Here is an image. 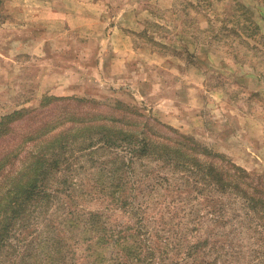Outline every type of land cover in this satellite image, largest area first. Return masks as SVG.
<instances>
[{
	"label": "rangeland",
	"instance_id": "obj_1",
	"mask_svg": "<svg viewBox=\"0 0 264 264\" xmlns=\"http://www.w3.org/2000/svg\"><path fill=\"white\" fill-rule=\"evenodd\" d=\"M98 122L116 133L147 122L153 137L188 136L212 151L218 170L232 162L264 184V0H0V221L10 222L0 264L52 256L60 264H201L186 247L162 255L159 236L173 241L167 231L184 224V200L201 197L186 205L195 225L221 193L199 183L158 196L153 157L126 170L128 204L111 200L99 183L116 152L93 138ZM37 170L41 188L27 193ZM8 202L20 207L12 221ZM234 209L213 227L223 240L251 224ZM93 211L146 241L128 237L127 252L111 244L88 253L91 237L77 219ZM241 237H229L236 252ZM257 237L249 246L264 253ZM225 251L221 264H264L254 252L237 261Z\"/></svg>",
	"mask_w": 264,
	"mask_h": 264
},
{
	"label": "trees",
	"instance_id": "obj_2",
	"mask_svg": "<svg viewBox=\"0 0 264 264\" xmlns=\"http://www.w3.org/2000/svg\"><path fill=\"white\" fill-rule=\"evenodd\" d=\"M123 106L126 107V109L131 108L130 106ZM135 114L137 113L135 112ZM105 118L106 121L111 119L109 117ZM91 119L92 118H87L86 122L91 121ZM98 123L101 124L95 127L96 135L93 136V138L100 136L97 139L99 143L103 144V147L116 152L115 162H110L109 164L111 166V168L108 167L110 170H108V168L103 169V172L109 175H104L99 183L101 192L110 197L111 200L119 201L124 206L128 204V199H126L125 195V186L130 179L128 171L126 170L132 168L137 162H142V165L145 164L143 163L145 159H150L149 161L152 162V160H154L152 159L153 157L158 167H156L158 174L156 173L155 182L158 196L162 193L159 188H166L170 191V195H174V193L193 188L194 185L196 186L202 183V185L206 187H212L211 189L220 192V195L226 198V200L223 198H220V201L215 200L214 206L211 205L208 207L206 205L207 210L205 212L198 211L195 225H192L193 211L191 209L187 210L186 205L188 202L189 207L191 202H195L194 198L196 201H200L201 197H193L189 201L184 200L186 210L184 215L181 216V220H179V222L184 221V224L177 223L176 226L171 227L172 229L167 231L173 236V241H168L167 237L159 236L161 244L165 249L162 255H169L173 251L186 247V257H191L196 254L201 258L199 261L201 264H221V254H227L225 250L230 248L232 250L231 254L234 256L233 258H236L237 261L251 258V253L254 252L255 257L253 259L255 260L257 258L258 262L264 263V253L261 252L259 248L257 249L253 246H249V242L255 240L256 235H258V237L255 245H258V243L264 245V184L259 182V178L256 181V178L249 174L245 168L232 162H230L232 167H229L227 170L223 169L224 172L218 170L211 161H208V159L213 156L212 151L188 136L180 135V137L177 138L176 136L172 137L156 133V137H153L146 132L147 130L145 127L146 124H148L147 122H144V125L139 131L130 128H127L128 130L120 128L118 133L111 130V127L106 122ZM93 127L94 125H91L90 128ZM168 128L171 130L170 127ZM172 131L176 132L175 129H172ZM202 156H206V159H202ZM219 156L221 157L222 155ZM112 165H114V167ZM163 168L166 169L167 173L163 174L161 172ZM37 169H40V167ZM39 175L40 173L37 170L35 183L24 185V189L27 193L32 192V194H37L39 192L41 188L37 183ZM196 175L201 176L202 181H200V178H195ZM179 181H182L184 186L178 184ZM131 182L134 184L133 181ZM163 194L165 195L166 193ZM181 200L182 199H180V201ZM229 206L235 207L234 210L239 206L240 212H236L237 216L242 217L243 214H245V218L249 220L251 224L248 228H244L242 223L240 225V231L237 232L233 230L229 233L228 239L223 240L219 237L221 235L220 232L215 233L213 227L217 223H222L223 218L229 211ZM209 208L213 209L210 210ZM244 209L246 212L241 213V210ZM201 210L203 211V208ZM4 211L13 215L10 218L12 221L19 215V204L8 202L4 207ZM105 217L107 216L104 212L93 211L86 215L82 214L81 217L77 219V223L81 219L79 224L84 227L91 237L89 239L91 243L86 248L88 253L90 252V254H96L97 256L98 247L96 248V245L109 248L108 246L111 244H113L114 247L123 245L118 253L127 252L128 247L125 246L127 245V241H129L128 237L130 239L131 237L134 238L135 242H141L140 244H142V241H146L141 240L140 233L134 234L131 228H128L130 232L127 234L124 228L119 231L111 227ZM254 219H258V223L255 224ZM207 221L209 223H207ZM9 226L10 222H7V220L5 222L0 221L1 241L7 237ZM120 227H123V225L121 224ZM236 232L242 236L241 241H239V246H241V248L238 249L237 252L232 246L233 243L236 242V239L234 238L231 243H229V237L237 234ZM188 237H192V240L189 241ZM76 243L79 244L78 240L73 243L75 244L73 246L76 247ZM140 244L137 243L135 249L132 250V252L136 251V255H139L141 249L139 246ZM70 248L72 249V246ZM51 250H54L55 253L59 251V249ZM68 254L71 253L68 252ZM58 261L59 258L52 256V259L47 261V263L56 264ZM60 262L61 261H59V264ZM71 264H73L72 261Z\"/></svg>",
	"mask_w": 264,
	"mask_h": 264
}]
</instances>
